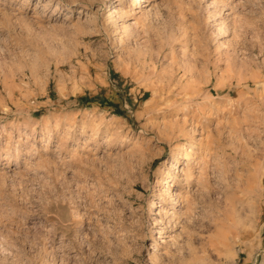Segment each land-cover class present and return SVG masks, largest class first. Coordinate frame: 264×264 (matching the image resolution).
I'll list each match as a JSON object with an SVG mask.
<instances>
[{"label": "rangeland", "instance_id": "rangeland-1", "mask_svg": "<svg viewBox=\"0 0 264 264\" xmlns=\"http://www.w3.org/2000/svg\"><path fill=\"white\" fill-rule=\"evenodd\" d=\"M132 1L0 0V264H264V0Z\"/></svg>", "mask_w": 264, "mask_h": 264}, {"label": "bare ground", "instance_id": "bare-ground-1", "mask_svg": "<svg viewBox=\"0 0 264 264\" xmlns=\"http://www.w3.org/2000/svg\"><path fill=\"white\" fill-rule=\"evenodd\" d=\"M132 5H131V7L134 9V8H139V7H141L142 6V2H140V0H135V1H132V3H131ZM186 174H189V172H187ZM169 176L170 175H168V177H167V180H166V182H165V184H164V187H166V188H168V187H170L171 186V179L169 178ZM186 179H188V175H187V178ZM256 180V179H255ZM205 182V181H204ZM206 183V182H205ZM205 183H203V181H202V184H201V188L203 189V188H206L207 187V184H205ZM247 186H249V185H247ZM207 189V188H206ZM249 189H253L252 188V186L249 188ZM247 190H248V188H247ZM156 213V211H153V208L149 211V213L148 214H155ZM158 238H161V237H158Z\"/></svg>", "mask_w": 264, "mask_h": 264}]
</instances>
